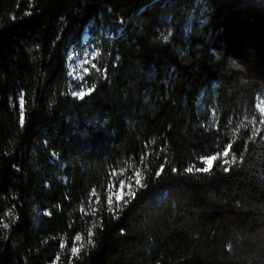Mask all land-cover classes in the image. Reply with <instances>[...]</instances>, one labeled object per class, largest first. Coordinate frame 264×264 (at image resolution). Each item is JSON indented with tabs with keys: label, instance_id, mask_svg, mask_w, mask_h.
<instances>
[{
	"label": "trees",
	"instance_id": "trees-1",
	"mask_svg": "<svg viewBox=\"0 0 264 264\" xmlns=\"http://www.w3.org/2000/svg\"><path fill=\"white\" fill-rule=\"evenodd\" d=\"M263 91L264 0H0V264H264Z\"/></svg>",
	"mask_w": 264,
	"mask_h": 264
},
{
	"label": "rangeland",
	"instance_id": "rangeland-1",
	"mask_svg": "<svg viewBox=\"0 0 264 264\" xmlns=\"http://www.w3.org/2000/svg\"><path fill=\"white\" fill-rule=\"evenodd\" d=\"M99 56V51L94 42L89 41V36L85 35L82 39V48L69 51L67 54L69 77L74 84L72 93L77 98L81 99L77 93L83 91L85 95L90 92V89L84 81V77L92 68L96 67V60ZM258 108L264 113V91L258 98ZM207 167L209 165L206 163ZM123 190H118L117 197L121 198Z\"/></svg>",
	"mask_w": 264,
	"mask_h": 264
},
{
	"label": "snow or ice",
	"instance_id": "snow-or-ice-1",
	"mask_svg": "<svg viewBox=\"0 0 264 264\" xmlns=\"http://www.w3.org/2000/svg\"><path fill=\"white\" fill-rule=\"evenodd\" d=\"M78 95H79V97L80 98H83L84 96H85V93L83 92V91H81V92H79V93H77ZM229 147H231V145H229ZM223 155L226 157L227 155H228V152L227 151H225L224 153H223ZM217 159V156H211V157H209L208 159H207V161H206V163L209 165V167L212 165V162L213 161H215ZM235 159V158H234ZM225 163H228V161H225ZM209 167H205V168H203V169H200V170H202V171H209ZM225 171H228V169L227 168H225L224 169ZM188 171H192V169H188ZM140 181L139 180H137V183H139ZM132 195L134 196L135 194L134 193H132Z\"/></svg>",
	"mask_w": 264,
	"mask_h": 264
}]
</instances>
